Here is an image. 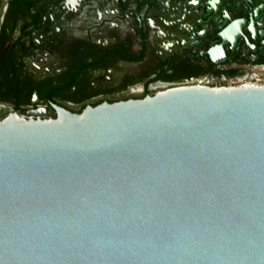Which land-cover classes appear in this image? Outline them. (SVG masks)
Returning a JSON list of instances; mask_svg holds the SVG:
<instances>
[{
    "label": "water",
    "instance_id": "obj_1",
    "mask_svg": "<svg viewBox=\"0 0 264 264\" xmlns=\"http://www.w3.org/2000/svg\"><path fill=\"white\" fill-rule=\"evenodd\" d=\"M0 120V264H264V86Z\"/></svg>",
    "mask_w": 264,
    "mask_h": 264
},
{
    "label": "flooded vegetation",
    "instance_id": "obj_2",
    "mask_svg": "<svg viewBox=\"0 0 264 264\" xmlns=\"http://www.w3.org/2000/svg\"><path fill=\"white\" fill-rule=\"evenodd\" d=\"M257 75L264 0H0V120Z\"/></svg>",
    "mask_w": 264,
    "mask_h": 264
},
{
    "label": "built area",
    "instance_id": "obj_3",
    "mask_svg": "<svg viewBox=\"0 0 264 264\" xmlns=\"http://www.w3.org/2000/svg\"><path fill=\"white\" fill-rule=\"evenodd\" d=\"M244 83L249 84V85H264V78L257 75L255 78L249 79V80L244 81V82L243 81L234 82V83L230 84L229 87L238 86L239 84L244 85Z\"/></svg>",
    "mask_w": 264,
    "mask_h": 264
}]
</instances>
